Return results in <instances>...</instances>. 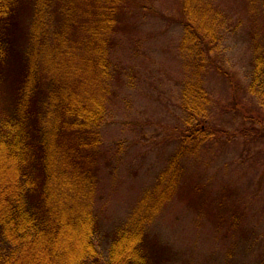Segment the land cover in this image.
I'll return each mask as SVG.
<instances>
[{
  "label": "trees",
  "instance_id": "trees-1",
  "mask_svg": "<svg viewBox=\"0 0 264 264\" xmlns=\"http://www.w3.org/2000/svg\"><path fill=\"white\" fill-rule=\"evenodd\" d=\"M248 2L258 38L264 0ZM25 5L31 10L28 45L17 53L11 28ZM135 5L0 0V82L11 63L22 70L0 112V264H164L150 231L180 185L183 158L219 135L205 78L221 55L228 21L217 0H178L179 53L187 72L178 148L101 252L99 162L93 153L102 146L99 130L119 84L113 53L121 17ZM263 45L254 46L249 86L262 107Z\"/></svg>",
  "mask_w": 264,
  "mask_h": 264
},
{
  "label": "rangeland",
  "instance_id": "rangeland-1",
  "mask_svg": "<svg viewBox=\"0 0 264 264\" xmlns=\"http://www.w3.org/2000/svg\"><path fill=\"white\" fill-rule=\"evenodd\" d=\"M136 1L121 17L113 53L119 84L99 130L102 146L93 153L99 162L101 252L154 189L177 151L185 117L178 0ZM217 5L228 27L205 88L215 122L210 126L220 131L183 158L180 185L152 224L151 240L164 264H264V107L249 91L254 46L264 44V25L260 21L261 36L254 38L259 27L253 28L248 0ZM30 20L25 5L11 28L17 53L28 45ZM8 67L0 82V112L12 99L10 82L22 72L13 63Z\"/></svg>",
  "mask_w": 264,
  "mask_h": 264
}]
</instances>
